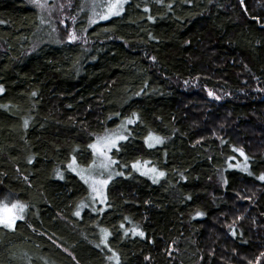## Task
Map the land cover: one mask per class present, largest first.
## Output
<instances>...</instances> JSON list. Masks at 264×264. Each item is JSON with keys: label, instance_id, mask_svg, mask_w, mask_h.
<instances>
[{"label": "trees", "instance_id": "1", "mask_svg": "<svg viewBox=\"0 0 264 264\" xmlns=\"http://www.w3.org/2000/svg\"><path fill=\"white\" fill-rule=\"evenodd\" d=\"M41 29L0 0V201L27 207L0 227V264H264V0H126L85 43L38 45ZM123 119L125 174L105 212L77 216L88 192L65 166ZM239 152L248 174L227 169ZM138 161L164 180L129 173Z\"/></svg>", "mask_w": 264, "mask_h": 264}, {"label": "rangeland", "instance_id": "2", "mask_svg": "<svg viewBox=\"0 0 264 264\" xmlns=\"http://www.w3.org/2000/svg\"><path fill=\"white\" fill-rule=\"evenodd\" d=\"M24 1L28 3V5L32 6L38 12L39 17H40V27L42 28L40 32L42 34H38V39H39L37 43L38 45L39 44L41 45L42 43H45V42L57 43V42H60L62 39H64L66 42L67 41H73V42L79 41V42L85 43L86 31L90 26L94 25L95 23L104 22V21L109 20L112 17H115V16H110L108 19L100 18L101 15L107 12V7L112 2V0H84L82 9H81L82 13H85L86 15L84 26L82 24V20L79 21L80 17L74 16L73 14L72 0H39L40 3L45 4V7L43 9L37 6L36 0H24ZM93 3L97 5V7L95 8V12L98 15H96L95 17L96 22L90 23V18L93 15V10L91 8V5ZM125 3H126V0H122V7L120 10V14L123 10ZM72 35H74L76 39L71 40L70 36ZM213 98L217 99L218 97L215 96ZM136 119L137 118L135 117V120ZM129 120L131 119L121 120L120 124L115 129L107 130L104 134L94 137L93 142L90 144V145L96 144L98 139L103 138L105 136L114 137L116 135H123L125 137V139L118 140L116 143V146L107 152V157H109L114 162L111 164L109 169L105 170L100 167V162L102 158L98 155V153H95L92 148H90L91 155H92V160L90 161V163H88L87 165H80L76 162L75 158L72 157L70 162L65 166V170L77 176L87 188V192H88L87 198L84 202L81 203V205L83 204L86 206L80 207L77 210L79 211V213H81V210L83 208L89 211H92V212H98L99 214H102L103 212L107 210V188L114 179L119 178L123 174H125L123 170L120 171L118 169L117 167L118 162L113 157V154L120 147V145L124 143L128 138L129 127L133 123L132 120H131L132 121L131 123H128ZM149 136L161 138L162 143L152 144V146H149V143L151 142L146 143V140ZM163 143H164V139L162 137L154 135L152 133L149 134L144 140V145L149 149L160 147L163 145ZM238 154L239 155L233 157V160L236 162H234V164H230L229 166H227V169L242 171L243 173L245 172L246 174H248V172H250L249 160L244 155H241V152H239ZM73 160H75L76 163L72 166V168H70L69 165L72 164ZM242 161L244 162L243 164H237V162L239 163ZM246 161H247V165H246ZM133 164H137L138 167L133 168ZM151 169H155L156 172L153 173L152 171H150ZM128 170H130L129 173L131 174L134 173L135 175L139 177L145 178L149 180L150 182H152L153 184H159L165 178V174L162 177L158 175L162 171L159 170L156 166L152 165L149 161L134 162L128 167ZM141 172L145 174L142 175ZM153 177H155L156 182H153ZM94 179L96 180L108 179L109 181L107 185L103 186V197H104L103 200H101L98 196H96L91 190L90 185ZM6 203H16V202L6 201ZM26 209L27 207L25 205V209L22 214L23 218L17 219L16 222L25 219ZM0 227L8 229V230H12L14 228V226L12 228H9V227H5L4 225H0ZM99 240L101 241L102 238L100 237ZM106 245H107V240H106V237H104L103 242L101 241L98 244V246L109 251V248Z\"/></svg>", "mask_w": 264, "mask_h": 264}, {"label": "snow or ice", "instance_id": "3", "mask_svg": "<svg viewBox=\"0 0 264 264\" xmlns=\"http://www.w3.org/2000/svg\"><path fill=\"white\" fill-rule=\"evenodd\" d=\"M37 2V6L40 8H44L45 4L44 3H40L39 0H36ZM97 7V5L95 3H93L91 5V8L93 10V15L90 18V23H95V17L96 15H98L95 12V8ZM122 7V0H112V2L108 5L107 7V12L103 15H101V19H108L110 16H116L120 14V10ZM147 11V9H145ZM71 40L76 39V37L74 35L70 36ZM33 95H35V93H33ZM209 96H212V93L209 92ZM132 121L129 120L128 123H131ZM25 124L27 125V121H25ZM125 139V137L123 135H116V136H105L103 138L98 139L96 144H92L89 145L90 148L93 149V151L95 153H98V155L102 158L101 162H100V167L107 170L110 168L111 164L114 163L109 157H107V152L110 151L113 147L116 146V143L118 140H122ZM147 142H151L149 143V146H152V144H159L162 143L161 138L159 137H152L149 136L146 140ZM235 151V149H234ZM241 155H243V152H241ZM75 160H73L72 164L69 165L70 168H72V166L75 164ZM138 165L137 164H133V168H137ZM150 171H152L153 173L156 172L155 169H151ZM141 174H145L143 172H141ZM159 176H163L164 173L160 172L158 174ZM110 178V177H109ZM258 179H260L261 181H264V175H261L260 177H258ZM87 182V181H86ZM108 179H99L96 180L94 179L90 185L92 192L98 196L101 200H103V186L108 184ZM153 182H156L155 177H153ZM7 199V198H5ZM86 205H81L80 207H85ZM25 209V205H23L20 202H16V203H6L5 201H0V225H4L5 227H9L12 228L16 222L17 219H22L23 216V212ZM77 216L80 215L79 211H77L75 213ZM123 227V225H122ZM102 232H104L103 229H101ZM133 232H135L138 235H143V233L138 232L136 229H132ZM107 235V233H105V236ZM104 238L102 237V240ZM107 246V245H106ZM115 255V254H114Z\"/></svg>", "mask_w": 264, "mask_h": 264}]
</instances>
